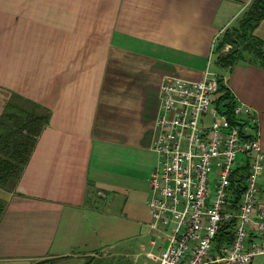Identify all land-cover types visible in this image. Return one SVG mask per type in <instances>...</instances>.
Returning <instances> with one entry per match:
<instances>
[{"label":"crops","instance_id":"crops-1","mask_svg":"<svg viewBox=\"0 0 264 264\" xmlns=\"http://www.w3.org/2000/svg\"><path fill=\"white\" fill-rule=\"evenodd\" d=\"M250 1L0 0V114L15 94L48 115L17 181L0 188V264H82L114 234L151 231L160 81L200 79L212 41ZM252 34L264 41V15ZM220 69L264 152V67ZM257 185L262 203L264 168Z\"/></svg>","mask_w":264,"mask_h":264},{"label":"built area","instance_id":"built-area-1","mask_svg":"<svg viewBox=\"0 0 264 264\" xmlns=\"http://www.w3.org/2000/svg\"><path fill=\"white\" fill-rule=\"evenodd\" d=\"M217 89L218 77L207 68L198 80L160 81L152 140L157 159L146 207L148 229L163 232L165 244L149 253L154 264H247L264 253V194L263 204L257 200L264 152L255 116L234 103L237 123H229L213 104ZM237 155L246 166L241 177L235 174ZM231 220L232 239L215 242L219 227ZM248 227L258 238L244 244Z\"/></svg>","mask_w":264,"mask_h":264},{"label":"trees","instance_id":"trees-1","mask_svg":"<svg viewBox=\"0 0 264 264\" xmlns=\"http://www.w3.org/2000/svg\"><path fill=\"white\" fill-rule=\"evenodd\" d=\"M263 15L264 0H251L238 18L237 24L224 30L215 49V62L218 67H230L237 63L264 67V41L252 34ZM224 45H228L225 51L222 50ZM218 91L220 94L213 102L215 108L226 116L229 123H237L233 113L235 102L219 78ZM47 117L43 107H38L18 95L12 94L6 101L0 114V188L10 189L17 181ZM245 171L246 166H239L235 169V174L241 177ZM3 208V201L0 199V216ZM232 225L233 221L221 225L214 241L227 242L231 239ZM98 259L88 256L82 264H96ZM101 264L107 263L104 260Z\"/></svg>","mask_w":264,"mask_h":264},{"label":"rangeland","instance_id":"rangeland-1","mask_svg":"<svg viewBox=\"0 0 264 264\" xmlns=\"http://www.w3.org/2000/svg\"><path fill=\"white\" fill-rule=\"evenodd\" d=\"M218 39L219 38L217 39L215 38L212 41L214 42L215 47L212 51L213 57L208 66V70L211 71L213 74L215 73L219 79H222V75L225 74L224 73L225 70L220 69V67L216 65L215 57H214L216 54L215 49L217 46ZM227 48H228V45H224L223 50L225 51ZM205 67L207 68V64ZM219 94L220 92L217 89V91L211 95L213 102H215ZM239 117L242 118L244 117V115L240 114L239 116H237V118ZM240 156L241 155H237L236 160H235L236 163L238 162V158ZM231 229H232L231 230V239H232L233 225ZM246 229H247V233L243 239L244 244L250 241H254L258 238L252 227H248ZM112 239H116L114 244L109 243L108 245H105L104 249L97 250L95 252V255L92 256L94 258H99L95 262L96 264H101V262L104 260L107 264H154L153 259L149 257V253L152 256L156 255L158 245L164 246L165 244V235L163 234V232L151 230L149 233L145 234L144 230H140L137 227H135L134 229H130L127 232L122 231L120 235L114 234ZM231 239H229L227 242H229ZM153 240L156 243L152 244ZM224 242H226V240ZM263 245H264V241H263ZM258 255H261V254H258ZM255 256H253L247 264H249L250 261ZM86 259L87 258H84V261ZM56 262L57 260H55L54 258H44V259H39V260L24 261V262H21V264H56Z\"/></svg>","mask_w":264,"mask_h":264}]
</instances>
